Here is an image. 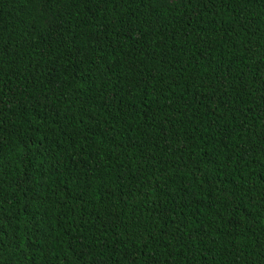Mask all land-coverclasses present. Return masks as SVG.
Here are the masks:
<instances>
[{
    "label": "trees",
    "instance_id": "16d2710c",
    "mask_svg": "<svg viewBox=\"0 0 264 264\" xmlns=\"http://www.w3.org/2000/svg\"><path fill=\"white\" fill-rule=\"evenodd\" d=\"M0 264H264V0H0Z\"/></svg>",
    "mask_w": 264,
    "mask_h": 264
}]
</instances>
